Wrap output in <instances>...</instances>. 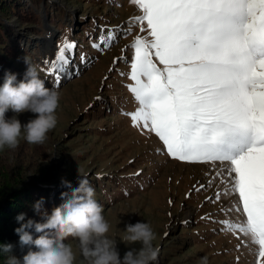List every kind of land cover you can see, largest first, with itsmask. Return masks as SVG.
Segmentation results:
<instances>
[{
	"label": "rangeland",
	"instance_id": "374dc122",
	"mask_svg": "<svg viewBox=\"0 0 264 264\" xmlns=\"http://www.w3.org/2000/svg\"><path fill=\"white\" fill-rule=\"evenodd\" d=\"M24 2L26 16L9 11V36L1 50L13 52L9 60L19 69L18 80L26 70L23 57L39 65L46 87L60 94L57 125L40 145L27 143L22 134L15 149L0 150L1 162L15 176L26 172L30 179L36 177L32 181L40 187L52 181L58 196L65 191L62 178L78 186L79 168L96 190L111 225L108 235L117 240L121 258L129 248L140 247L121 242L125 225L146 221L159 248L154 264H253L254 255L247 247L237 249L241 240L220 223L241 217L227 211L234 197L215 200L224 185L217 177L209 186L216 177L212 166L172 159L155 133L133 127L127 115L138 107L127 87L134 56L130 45L137 36H147L141 25L130 23L141 15L138 8L130 0ZM65 40L76 47L56 86V74L49 69ZM14 115L9 110L6 118ZM17 118L26 123L34 114ZM66 243L76 254V264H87L77 242L68 238Z\"/></svg>",
	"mask_w": 264,
	"mask_h": 264
},
{
	"label": "snow or ice",
	"instance_id": "6c2138e0",
	"mask_svg": "<svg viewBox=\"0 0 264 264\" xmlns=\"http://www.w3.org/2000/svg\"><path fill=\"white\" fill-rule=\"evenodd\" d=\"M130 3L141 13L130 23L147 31L130 45L132 126L155 133L172 159L212 166L209 186L224 185L215 200L234 197L227 211L241 217L223 230L264 264V0ZM75 47L65 40L51 62L56 86Z\"/></svg>",
	"mask_w": 264,
	"mask_h": 264
},
{
	"label": "clouds",
	"instance_id": "9594fccd",
	"mask_svg": "<svg viewBox=\"0 0 264 264\" xmlns=\"http://www.w3.org/2000/svg\"><path fill=\"white\" fill-rule=\"evenodd\" d=\"M23 62L26 65L23 78L18 80V74L6 72L0 85V150L15 149L22 134L29 144H43L57 125L59 92L46 87L39 65L27 56ZM9 110L17 115L6 118ZM25 112L34 114V118L22 123L17 116ZM78 176L75 188L62 178L65 189L61 193L62 203L50 213L44 208L43 197L32 205L42 222L26 219V213L16 216L19 247L22 252L25 248L27 251L18 257L13 254V244H0V254H8L4 264H76V254L66 243L68 238L77 242L87 264H154L159 248L153 244L156 234L150 223L137 221L125 225L121 242L138 243L140 247L129 248L121 258L117 240L108 235L111 225L96 199L95 188L79 168ZM33 232L38 235L34 237Z\"/></svg>",
	"mask_w": 264,
	"mask_h": 264
},
{
	"label": "trees",
	"instance_id": "16d2710c",
	"mask_svg": "<svg viewBox=\"0 0 264 264\" xmlns=\"http://www.w3.org/2000/svg\"><path fill=\"white\" fill-rule=\"evenodd\" d=\"M24 4V0H0V77L3 78L6 69L8 72L16 74L19 72L18 67L11 64L9 60L13 56V52L8 51L9 48L6 51L1 49L3 48V42L8 39L6 36H9V11L19 16H26V13L23 12V10L25 11ZM4 45L5 47L8 46ZM6 61L8 64H5ZM0 81H3V79L0 78ZM4 162L0 160V163L4 164V167L0 168V244H13L15 246L13 254L21 257L23 252L19 247V237L15 233V229L19 227L16 216L20 213H26V219L30 218L42 222V217L33 210L32 205L43 197L45 201L44 208L50 213L53 207L62 203V200L61 196H58L55 187L49 184L52 181L49 180L50 182H47L45 187H40L38 186L39 183L36 184L32 181L36 177L30 179L26 172L15 176L11 173L12 170H9L8 164ZM23 195L25 198H23ZM34 234L35 232H33ZM2 237L5 239H2ZM7 256L8 254H0V264H4Z\"/></svg>",
	"mask_w": 264,
	"mask_h": 264
}]
</instances>
